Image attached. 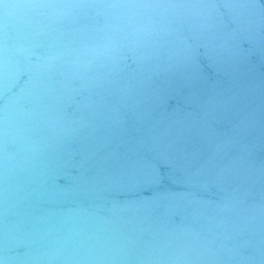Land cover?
<instances>
[{
  "label": "water",
  "instance_id": "1",
  "mask_svg": "<svg viewBox=\"0 0 264 264\" xmlns=\"http://www.w3.org/2000/svg\"><path fill=\"white\" fill-rule=\"evenodd\" d=\"M39 2L0 0V264H264V0H203L212 21L134 8L175 30L158 57L58 103L21 94V49L53 39L31 35ZM106 23L85 9L55 27ZM157 63L174 66L149 79Z\"/></svg>",
  "mask_w": 264,
  "mask_h": 264
},
{
  "label": "clouds",
  "instance_id": "2",
  "mask_svg": "<svg viewBox=\"0 0 264 264\" xmlns=\"http://www.w3.org/2000/svg\"><path fill=\"white\" fill-rule=\"evenodd\" d=\"M223 6L230 11L244 7L227 3ZM13 7L17 6L4 4L6 11ZM28 7L32 9L29 20L33 28L31 35L51 36L53 39L43 55L35 53L30 46L21 49L26 58L36 56V60L29 61L23 70L22 74L27 75L28 79L21 94L33 97L47 94L56 103L81 88H99L121 79L130 55L133 62L150 61L158 57L153 42L161 32L171 35L175 30L158 29L153 19L145 22L146 13L132 9H151L153 16L163 14L173 18L188 17L205 21H212L223 15L218 5L205 3L203 0L164 5H132L106 0H91L88 3L78 0H42ZM85 9L93 15L105 17L106 20L111 19L113 23L91 29L85 26L64 31L55 27L65 20L74 21ZM157 9H162L163 12ZM189 50L190 46H186L180 51ZM4 52L7 63V43ZM176 55H179V51ZM173 66L169 64L165 67L157 63L149 69L148 78H151L153 71L168 72ZM20 74L17 69L13 84ZM74 82H79V88L72 87ZM10 89L11 85L6 90ZM19 99L20 96H13L6 104V109L15 111Z\"/></svg>",
  "mask_w": 264,
  "mask_h": 264
}]
</instances>
